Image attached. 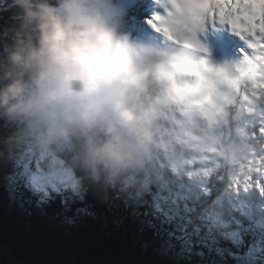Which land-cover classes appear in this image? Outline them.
Returning a JSON list of instances; mask_svg holds the SVG:
<instances>
[{
  "label": "clouds",
  "instance_id": "clouds-1",
  "mask_svg": "<svg viewBox=\"0 0 264 264\" xmlns=\"http://www.w3.org/2000/svg\"><path fill=\"white\" fill-rule=\"evenodd\" d=\"M125 0H2L0 2V130L48 153H72L74 163L132 199L143 193L141 173L151 158L160 117L159 87L169 100L229 71L200 67L183 36L202 22L181 0L149 26L169 47L138 38L124 19ZM253 5H255L253 7ZM257 19L264 0H254ZM205 26V25H204ZM206 27V26H205ZM243 57V55L241 56ZM186 60L209 85L181 76ZM9 151V140L0 141Z\"/></svg>",
  "mask_w": 264,
  "mask_h": 264
},
{
  "label": "trees",
  "instance_id": "trees-1",
  "mask_svg": "<svg viewBox=\"0 0 264 264\" xmlns=\"http://www.w3.org/2000/svg\"><path fill=\"white\" fill-rule=\"evenodd\" d=\"M263 119L239 123L233 131L223 134L199 133L203 143L198 151L191 154L183 150L180 155L176 148L172 154L171 147L185 142L183 134L176 133L174 141L159 138L157 134L162 125H157L155 143H161L166 150L163 154L153 147L151 158L141 173L143 193L132 199L107 184L103 177L96 180L77 166L71 152L52 154L61 167L73 173L84 193V200L75 201L71 211L65 210L59 198L47 206L37 207L30 193H25L23 204L9 197L3 177L22 156L34 160L37 150L30 144L18 143L15 131L0 130V141L9 140L14 145L9 151L0 144V245L23 264H170L171 257L161 255L152 230L141 223L144 218L132 215V206L147 200L156 185L180 178L188 162L193 164L189 175H197L202 167L201 153L212 149H216L221 159L209 158L208 175L203 182L221 188V195L223 187L233 178L234 161L246 166L257 160L258 168L253 164L252 180H255L264 173ZM161 166L170 167L173 173L169 175ZM246 172L248 177V170ZM197 181V177L192 178V182ZM77 208H84L86 212L77 213ZM0 262L16 264L1 251ZM194 264L204 262L195 258Z\"/></svg>",
  "mask_w": 264,
  "mask_h": 264
},
{
  "label": "snow or ice",
  "instance_id": "snow-or-ice-1",
  "mask_svg": "<svg viewBox=\"0 0 264 264\" xmlns=\"http://www.w3.org/2000/svg\"><path fill=\"white\" fill-rule=\"evenodd\" d=\"M156 7L144 22L157 26L166 17L158 15L163 8L169 11L173 0H152ZM186 11L195 13L207 27L227 25L243 40L246 49L242 55H255V49L264 45V35L253 27L254 0H222L226 11L212 0H181ZM259 21H256L258 23ZM255 33V35H253ZM251 173V172H250ZM247 179L252 181V176ZM261 173V172H257ZM5 190L13 200L24 202L25 193L35 198L36 206H47L59 198L66 211L75 201H83L84 193L67 172L53 173L41 166L39 160L27 155L17 159L3 177ZM264 173L253 181L255 190L245 185L243 190L232 180L221 188L203 181L171 179L158 184L147 200L132 206L134 217H143L141 223L152 230L160 253L170 256V264H194L199 258L204 264H264ZM29 203L31 200L28 201ZM77 213L86 209L77 208Z\"/></svg>",
  "mask_w": 264,
  "mask_h": 264
},
{
  "label": "rangeland",
  "instance_id": "rangeland-1",
  "mask_svg": "<svg viewBox=\"0 0 264 264\" xmlns=\"http://www.w3.org/2000/svg\"><path fill=\"white\" fill-rule=\"evenodd\" d=\"M2 2V0H0ZM137 15H132L128 16V19H125L126 22H135L134 18H136ZM131 21V22H130ZM132 24V23H131ZM135 25H137L135 23ZM130 30L134 28V26L127 25ZM264 95V92H262ZM152 95L159 97V103H158V110L160 112V117L159 121L163 124L162 127H159V133L157 136L159 138L165 137L168 139H171L174 141V136L176 133L183 134L182 138L185 142L181 143L180 145L176 144V146L172 145L171 150L172 154L174 153V148L178 149L177 154L180 155V153L184 151H188L191 154H194V152L198 151L200 148V145L203 143L202 138L198 137L196 138L194 133L196 131H201L202 133H207V134H217V133H223L225 131H229L231 128V125L237 123L236 119L239 120H247L245 123H248L250 121H253V119H261L264 118V108H262L261 103H259L258 99H255V102H248V100L245 98L243 100L239 99V102H237L236 105L232 106V109L229 108L230 106H227V109L223 110L222 113L221 111L215 110L214 112V107L211 109V113H214L212 117L209 118L208 121L206 122H201V120L195 118V119H185L181 118V115L179 114L180 110V105H179V97L176 96L175 99L169 100L167 98V94L163 93L159 87L153 88L152 89ZM234 95V94H233ZM237 97V94L235 95ZM240 98V96H238ZM234 100H238L234 98ZM247 100V101H246ZM248 102V103H247ZM237 106V111L236 107ZM218 110V109H217ZM236 111V112H235ZM234 112V113H233ZM216 113V114H215ZM232 114V116H231ZM218 115V116H217ZM176 121L178 123H181L185 129H182L180 126L176 125ZM264 120V119H263ZM187 131V133L185 132ZM244 135V133L242 134ZM154 147L158 149L160 152L164 154L165 148L164 145L161 143H155ZM193 150V151H192ZM176 154V153H175ZM202 154V167L201 171L197 173H191L193 164L191 163H186L184 164L186 169L182 170V173L180 175L179 179H183L185 181H192V178L197 177L198 181H204V179L208 175V166H209V158L211 157H216L218 159H221L219 153L216 151V149L204 151L201 153ZM34 160H39L41 163V166L46 168L48 171L53 172V173H58V172H67L71 175L73 178V181L77 184V180L74 178V175L71 171H69L66 168L61 167V163L57 161L55 156L52 155V153L48 152H41V151H36ZM197 160H199L197 158ZM241 162L239 161H234L233 165V170L235 172L233 173V178L231 177L230 181L235 180L236 184L235 186L243 190V187L247 184L252 187L250 190H255V185L253 183L254 180L248 181L246 174L248 170V175L252 176L255 171V166L258 168V161H254V163H249L246 166H241ZM208 165V166H207ZM161 169L166 171L169 175L172 174L173 170L170 167L167 166H161ZM247 175V176H248ZM264 183V181L262 182ZM0 251L3 252L9 259H11L13 262L16 264H23L16 256H14L8 249H6L4 246L0 245ZM0 264H2L0 262Z\"/></svg>",
  "mask_w": 264,
  "mask_h": 264
},
{
  "label": "bare ground",
  "instance_id": "bare-ground-1",
  "mask_svg": "<svg viewBox=\"0 0 264 264\" xmlns=\"http://www.w3.org/2000/svg\"><path fill=\"white\" fill-rule=\"evenodd\" d=\"M215 2L217 3V5H221V14H223L226 11V9H224L222 7V1L221 0H215ZM254 6L255 5H253V7ZM136 11H137V6L135 5L130 9V12L124 13V19H128L127 17L130 16L131 13H132V15H135ZM256 21H259V22L256 23ZM125 23L127 25L130 24V26L132 25V26L136 27V25H134L133 23L131 24L129 22H126V20H125ZM218 25H220L219 22H216L215 25H213L211 22H209L207 24V29L216 28ZM223 26H225V28L229 29V27L227 25H223ZM253 27L255 29L264 28V21L261 19H257L255 17ZM236 69L239 70V73L237 75V82H236L235 86L233 87V89H231L229 91V94L226 97H223L221 94H217L216 92H214L212 90L211 99H209L208 104H207L208 108L211 107V105H210L211 102L215 107H216V104H218V108H221L220 111L222 113L223 110L227 109V106H230L229 108L232 109V106L237 104L238 100H234V98L240 99V100H243L246 98L248 100V102L250 100V102H252V103L255 102V99H258L259 101L264 99V95L262 93V92H264V79L260 78L257 80V79H253L252 77H249L250 74H249L247 68L244 67L241 62H239ZM195 71L196 70H194L192 72H182L181 71V76H182V78H185V80L189 83H191V81L192 82H200L195 77ZM214 80H215L216 85H221V86H223V89H226L223 78L221 76L217 75L214 78ZM252 81H253V83L251 84ZM187 93L188 92L181 93V96L183 97V96L187 95ZM236 94H237V97L235 96ZM238 96H240V98H238ZM230 99H231V102H229ZM185 104L189 106V104H187V103H185ZM235 108L237 111L238 110L237 106ZM262 108H264V105L262 106ZM231 131H232V128H231Z\"/></svg>",
  "mask_w": 264,
  "mask_h": 264
}]
</instances>
